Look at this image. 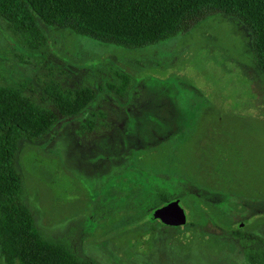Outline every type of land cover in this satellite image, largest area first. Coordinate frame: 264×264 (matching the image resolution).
Segmentation results:
<instances>
[{
	"label": "rangeland",
	"instance_id": "374dc122",
	"mask_svg": "<svg viewBox=\"0 0 264 264\" xmlns=\"http://www.w3.org/2000/svg\"><path fill=\"white\" fill-rule=\"evenodd\" d=\"M42 29L34 49L0 19V83L51 109V79L97 90L84 113L19 142L24 201L45 235L95 264H241L264 246V75L240 23L216 14L135 49ZM115 73L130 77L122 96L107 88ZM157 187L180 196L185 224L130 211Z\"/></svg>",
	"mask_w": 264,
	"mask_h": 264
},
{
	"label": "trees",
	"instance_id": "16d2710c",
	"mask_svg": "<svg viewBox=\"0 0 264 264\" xmlns=\"http://www.w3.org/2000/svg\"><path fill=\"white\" fill-rule=\"evenodd\" d=\"M216 14L244 27L256 68L264 75V0H0V19L7 30L34 49L46 43L42 25L135 49L183 34ZM115 74L120 80L107 83V88L122 96L130 77ZM44 89L54 109L32 100L22 86L0 83V264H95L80 258L67 240L37 227L24 201L16 159L21 140L45 137L59 116L81 115L97 99V90L64 87L52 79ZM85 121L83 127L91 128L87 115ZM179 197L157 187L129 209L139 218L150 217L152 208ZM236 229L233 233L242 237L239 225ZM241 264H264V246L247 247Z\"/></svg>",
	"mask_w": 264,
	"mask_h": 264
},
{
	"label": "water",
	"instance_id": "95a60500",
	"mask_svg": "<svg viewBox=\"0 0 264 264\" xmlns=\"http://www.w3.org/2000/svg\"><path fill=\"white\" fill-rule=\"evenodd\" d=\"M149 214L152 219H157L168 226H179L186 223V214L180 206L178 198L152 208Z\"/></svg>",
	"mask_w": 264,
	"mask_h": 264
}]
</instances>
